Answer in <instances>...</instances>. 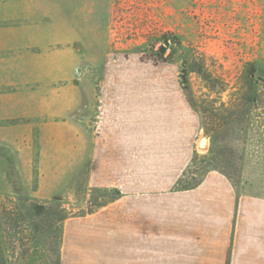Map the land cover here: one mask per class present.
<instances>
[{"label":"rangeland","instance_id":"1","mask_svg":"<svg viewBox=\"0 0 264 264\" xmlns=\"http://www.w3.org/2000/svg\"><path fill=\"white\" fill-rule=\"evenodd\" d=\"M139 168L264 199V0H0V264H58Z\"/></svg>","mask_w":264,"mask_h":264},{"label":"crops","instance_id":"2","mask_svg":"<svg viewBox=\"0 0 264 264\" xmlns=\"http://www.w3.org/2000/svg\"><path fill=\"white\" fill-rule=\"evenodd\" d=\"M136 172L120 174L124 194L66 219L58 264H264V199L235 211L219 174L174 192Z\"/></svg>","mask_w":264,"mask_h":264},{"label":"trees","instance_id":"3","mask_svg":"<svg viewBox=\"0 0 264 264\" xmlns=\"http://www.w3.org/2000/svg\"><path fill=\"white\" fill-rule=\"evenodd\" d=\"M255 65L254 64H251V66H250V68H249V74H250V77H252L253 76V74L255 73ZM247 100H248V97H247ZM240 114L241 115H245L246 114V112H240ZM236 120V124L237 125H239V126H242V125H244L245 123H247L249 120H248V116H247V118H246V120L245 119H241V118H236L235 119ZM240 160H241V164L245 161V158H244V155L242 154L241 155V158H240ZM198 183H196L195 185H193V186H196Z\"/></svg>","mask_w":264,"mask_h":264},{"label":"water","instance_id":"4","mask_svg":"<svg viewBox=\"0 0 264 264\" xmlns=\"http://www.w3.org/2000/svg\"><path fill=\"white\" fill-rule=\"evenodd\" d=\"M161 50H163V48H161ZM202 139H203V138H202ZM202 139H201V140H202Z\"/></svg>","mask_w":264,"mask_h":264}]
</instances>
